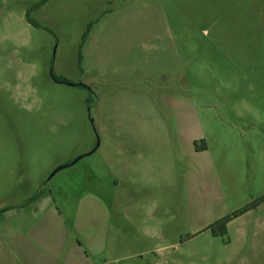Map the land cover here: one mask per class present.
I'll return each mask as SVG.
<instances>
[{
    "label": "rangeland",
    "instance_id": "rangeland-1",
    "mask_svg": "<svg viewBox=\"0 0 264 264\" xmlns=\"http://www.w3.org/2000/svg\"><path fill=\"white\" fill-rule=\"evenodd\" d=\"M261 197L264 0H0V233L53 213L89 264H264V201L211 227Z\"/></svg>",
    "mask_w": 264,
    "mask_h": 264
},
{
    "label": "crops",
    "instance_id": "crops-1",
    "mask_svg": "<svg viewBox=\"0 0 264 264\" xmlns=\"http://www.w3.org/2000/svg\"><path fill=\"white\" fill-rule=\"evenodd\" d=\"M36 202L43 205L47 197L43 196L28 204L36 205ZM47 216H36L28 230H23L21 226L20 229L0 233L5 239L0 244V264H89L91 256L100 255L102 249L94 250V247L98 248L94 246V240L88 242L91 251L86 250V255H83L85 244L84 247L76 248L72 238L74 232L65 229L59 216L53 213ZM41 219L46 220L41 222ZM71 227L75 230L76 222Z\"/></svg>",
    "mask_w": 264,
    "mask_h": 264
},
{
    "label": "trees",
    "instance_id": "trees-1",
    "mask_svg": "<svg viewBox=\"0 0 264 264\" xmlns=\"http://www.w3.org/2000/svg\"><path fill=\"white\" fill-rule=\"evenodd\" d=\"M35 27H39L37 24L35 23H32ZM56 81H59V82H63V83H66L68 82L67 80L65 79H62V78H56L54 77ZM43 194L44 193H36L34 194L29 200L28 202H31V201H35V200H38L40 199L41 197H43ZM264 201V197H261L253 206H246L244 207L243 209L235 212L234 214H232L231 216H226L224 218H222L219 222H217L216 224L212 225L211 227L212 228H217V227H221V232L222 234H225L226 233V225L233 219V217H238L240 216L241 214L247 212L250 208L254 207V206H257L259 205L260 203H262Z\"/></svg>",
    "mask_w": 264,
    "mask_h": 264
},
{
    "label": "water",
    "instance_id": "water-1",
    "mask_svg": "<svg viewBox=\"0 0 264 264\" xmlns=\"http://www.w3.org/2000/svg\"><path fill=\"white\" fill-rule=\"evenodd\" d=\"M98 148V141H97V144L94 148V150L92 152H90L89 154H92L96 149ZM80 159V158H79ZM79 159L75 160L71 165H73L74 163H76V161H78ZM64 167H61L59 169H57L52 175H54L56 172H58L59 170L63 169Z\"/></svg>",
    "mask_w": 264,
    "mask_h": 264
}]
</instances>
